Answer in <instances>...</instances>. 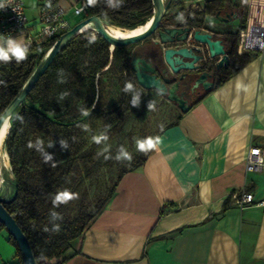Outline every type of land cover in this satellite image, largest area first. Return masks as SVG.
I'll return each instance as SVG.
<instances>
[{
  "label": "crops",
  "instance_id": "0c3cea01",
  "mask_svg": "<svg viewBox=\"0 0 264 264\" xmlns=\"http://www.w3.org/2000/svg\"><path fill=\"white\" fill-rule=\"evenodd\" d=\"M74 1L58 3L68 10ZM26 12L34 31L36 0ZM236 27L207 16L202 28ZM11 36L26 43L24 30ZM241 53L249 61L165 126L145 161L119 178L63 264H264V205L240 209L229 199L245 190L264 200L263 174L244 167L247 149L264 147V43ZM0 264H21L1 229Z\"/></svg>",
  "mask_w": 264,
  "mask_h": 264
},
{
  "label": "trees",
  "instance_id": "16d2710c",
  "mask_svg": "<svg viewBox=\"0 0 264 264\" xmlns=\"http://www.w3.org/2000/svg\"><path fill=\"white\" fill-rule=\"evenodd\" d=\"M84 1L87 4V0ZM87 7L89 15H97L108 24L121 28L142 25L152 15L151 0H123V4L115 10L107 7L105 0H98L95 6ZM225 7L231 10L242 8L243 15L237 31L224 36L230 64L220 83L250 59L249 54L237 52L239 32L246 25L247 2L242 4L241 0H205L201 7L188 8L184 16L185 25L200 28L207 16H215L217 11ZM181 9L184 10L183 7ZM94 37L95 41L90 43L91 38L80 39L76 36L61 48L10 117L12 127L6 138L5 149L17 195L12 202L4 204V207L28 238L37 264H63V256L70 242L84 232L104 203L113 196L119 178L125 172L139 167L149 152L139 157L129 168L120 171L108 195L95 209L88 211L81 205L75 216H70L68 211L75 199L59 206L54 203L55 196L65 190L76 194L82 180L81 164L90 160V155L83 152L84 122L88 121L92 125L99 119H103L106 125L121 122L127 111L125 99L128 93L123 91L126 82H132L135 89L142 88L130 70L133 44L114 47L110 58L109 44L101 36ZM53 42L51 39L45 43L30 45L29 55L22 62H16L15 59L8 63L0 62V81L4 82L0 84V115ZM58 69H63L66 73L65 83L58 82ZM106 74L119 84V95L108 106L105 104L101 80H97ZM82 89L83 97L80 93ZM65 91L70 95L60 100L59 95ZM82 107L90 110L89 116L82 115ZM37 139L44 142L48 153L54 154L53 162L45 163L38 151L27 147L30 141L34 143ZM60 139L68 141L69 147L66 150H61L58 142ZM49 141L55 143L54 147H47ZM52 212L58 213L62 219L51 220ZM53 224L60 225L58 232L52 231ZM1 228L5 227L0 223ZM8 239L15 245L23 264L15 240L9 234Z\"/></svg>",
  "mask_w": 264,
  "mask_h": 264
},
{
  "label": "water",
  "instance_id": "95a60500",
  "mask_svg": "<svg viewBox=\"0 0 264 264\" xmlns=\"http://www.w3.org/2000/svg\"><path fill=\"white\" fill-rule=\"evenodd\" d=\"M171 0H151L152 3V15L149 18V24L147 27L136 34H132L127 37L119 38L111 35L106 31L97 15H89L79 23L72 26L69 30L61 34L51 45L45 55L42 57L39 64L36 66L30 77L18 91L16 96L6 106L0 116H8L14 113V111L23 103L29 92L32 90L36 82L49 67L57 53L74 37L78 36L82 31H79L89 21L95 22V29H84L85 31H95L97 36H101L108 44L110 49L116 46H125L129 44L138 43L155 32H157L160 26L162 17L169 7ZM215 17L219 21L227 22L236 17L235 13L217 11ZM157 43L169 44L173 42H186L192 40L198 46L190 45H176L165 46L159 53L160 58L163 60L172 73H177L180 70H191L196 68V62L201 58L199 52L202 50L201 46L205 47L208 56L210 58L220 57V60L227 62V55L224 48V44L221 38H214L213 34L204 31L203 28H192L190 26L185 27H166L158 31ZM132 70L137 81V84L146 89H156L161 94H166L167 99L176 103L182 113L187 112L191 105L187 101L176 93V86L174 84L170 88L165 85L166 79L161 80L155 74V68L150 62L141 58L134 53L131 59ZM205 90H210V85L204 82ZM6 122V121H5ZM4 185V184H3ZM3 185H0V223L5 227L7 233L15 240L17 248L21 254L23 264H37L30 242L19 225L16 223L12 215L4 207V204L12 202L17 195L16 184L12 181L9 183L11 191H3Z\"/></svg>",
  "mask_w": 264,
  "mask_h": 264
},
{
  "label": "rangeland",
  "instance_id": "374dc122",
  "mask_svg": "<svg viewBox=\"0 0 264 264\" xmlns=\"http://www.w3.org/2000/svg\"><path fill=\"white\" fill-rule=\"evenodd\" d=\"M68 1L71 3V0ZM204 1L205 0H171L164 15L165 18L161 20V22L167 21L172 23L170 26L178 27L184 23V16L188 8L194 9L201 7ZM234 1L238 2V0ZM241 2L243 4L247 2V0H241ZM182 7L184 10L181 9ZM68 18L70 26L72 27L85 17L82 14L74 15L71 12ZM91 32L84 31L79 34L78 37L80 39H85L91 36V34L96 35L95 31ZM113 49L109 47L110 58ZM139 49V47H135V50ZM139 52L147 59L151 58L150 51H146L145 54H143L141 50H139ZM97 78L96 75L95 79ZM97 80H101V86L104 89L103 95L105 104L108 106L118 97L119 84L114 78L107 74ZM136 91L142 93L141 103L139 107H132L129 103L131 95L128 94L125 99L127 111L121 122L108 125L104 123L103 119L97 120L94 125L88 121L84 122L82 127L84 142L83 152L90 155V160H87L85 164H81L82 180L76 190L77 198H75L70 205L68 211L70 216H75L81 205H84L88 211L95 209L108 195L120 171L129 168L139 157L144 156L150 151L151 148H148L146 151H139L137 141L147 138H152L154 141L158 133L165 126L172 123L179 115V111L175 108L173 103L160 95L155 89L137 88ZM83 92L82 89L80 91L81 97L84 96ZM148 101L154 103V110L147 108ZM85 125L88 130H85ZM102 132H106L108 135L106 145H98L92 139L93 135ZM105 146L108 147L109 151L101 154ZM121 146L132 154V160L130 162L117 161L114 158ZM106 155L111 158L105 159ZM13 178L14 177H9L6 173L4 174V184H8L6 191H11L9 183H12ZM1 232L6 234L7 230L1 228Z\"/></svg>",
  "mask_w": 264,
  "mask_h": 264
},
{
  "label": "built area",
  "instance_id": "2783aa9c",
  "mask_svg": "<svg viewBox=\"0 0 264 264\" xmlns=\"http://www.w3.org/2000/svg\"><path fill=\"white\" fill-rule=\"evenodd\" d=\"M37 1V17L36 30L31 31L29 18L26 12V0H7L6 8L0 10V35H13L18 31H26V43L29 45H38L45 43L51 39L54 41L64 32L71 28L66 18L68 11L74 15H83L85 18L89 16L88 7L84 0H75L68 10L64 9L58 0H36ZM249 7V0H247ZM248 17V9H247ZM247 19L245 28L239 32L238 51H254L262 50V48H247L243 39L247 31ZM257 32L263 38L264 43V23L259 27ZM83 33V32H82ZM92 33V32H91ZM81 34V33H80ZM92 35L88 38H92ZM244 167L246 172L263 174L264 179V147L250 146L244 156ZM229 199L240 209H244L249 205L262 206L264 200L255 201L252 192L241 190L230 193Z\"/></svg>",
  "mask_w": 264,
  "mask_h": 264
},
{
  "label": "flooded vegetation",
  "instance_id": "af4514ba",
  "mask_svg": "<svg viewBox=\"0 0 264 264\" xmlns=\"http://www.w3.org/2000/svg\"><path fill=\"white\" fill-rule=\"evenodd\" d=\"M224 12H233L236 14V17L231 20H236L237 27L233 31L229 32H219V33H212L214 38H221L224 44V48L227 55V62L225 60L221 61L220 57H214L210 58L208 56V53L205 49V47L201 46V51L199 54L201 55V58L196 62V68L191 70H180L177 73H172L169 69V67L164 64L163 60L160 58L159 53L161 52L162 48L165 46H176V45H190V46H198L199 44L194 43L192 40H190L188 43L186 42H173L169 44H161L157 43L158 40V31L165 29L166 27H174L170 26L172 23L164 21L160 23V26L157 29V32L149 36L148 38L138 42L134 43L131 51H130V70L134 73L132 70V63L131 59L134 53L139 55L141 58H144L146 61L150 62L151 65L155 68V74L156 76L163 82L165 79V85L167 88H170L174 84H177L176 86V93L179 96H182L189 105H194L198 101H200L210 90H212L220 81L224 78L226 75V70L228 69V66L230 64V57L227 53L226 44L224 42V36L227 33H235L239 27L240 21L242 19L243 15V9H229L225 7L220 11L221 14ZM165 15V14H164ZM216 20H218L215 16ZM165 17H162V20ZM229 20V21H231ZM219 21V20H218ZM185 23L181 24L178 27H185ZM177 27V26H175ZM203 27V26H202ZM200 27V28H202ZM194 28V27H192ZM211 33V32H210ZM135 47H139L143 54H145L146 51H150L151 58L147 59L144 55H141V52L139 50H135ZM237 52L238 47H237ZM204 82L207 83V85H210V90H205ZM156 90V89H155ZM160 95L164 96L167 99L166 94H161L158 90H156ZM168 100V99H167ZM170 101V100H169ZM172 102V101H170ZM175 108L179 111V114L182 113L181 110L178 108L177 104L172 102Z\"/></svg>",
  "mask_w": 264,
  "mask_h": 264
},
{
  "label": "clouds",
  "instance_id": "9594fccd",
  "mask_svg": "<svg viewBox=\"0 0 264 264\" xmlns=\"http://www.w3.org/2000/svg\"><path fill=\"white\" fill-rule=\"evenodd\" d=\"M97 2L98 0H87V6H95ZM6 3H7V0H0V10L6 8ZM105 3L107 7L115 10V9H118L123 4V0H105ZM94 41H95V37L93 36L90 40V43ZM29 51H30V45L28 43H25L23 40L17 37H13L11 35H7L6 38L4 35H0V62L8 63V62H11L13 59H15L16 62H22L27 59L29 55ZM57 73H58V76L60 77L58 82L65 83L66 73L64 72V70L58 69ZM2 83L4 82L0 81V84ZM123 91L131 95V99L129 101L130 105L132 107H139L141 103L142 93L136 91L134 84L132 82H126ZM68 95H70L69 92L67 91L62 92L59 95V99L63 100ZM147 108L154 110L155 108L154 103L152 101H148ZM80 111L82 115L85 117L90 115V110L87 107H82ZM17 119L22 120L23 118L17 117ZM5 121H6V126H5ZM11 127H12V119L6 115L0 116V132H2L4 136H6L7 133L11 130ZM84 127H85V130H88L86 125ZM92 139L98 145L100 144L106 145V142L108 141V135L106 134V132H102L100 134L93 135ZM58 142L60 144L62 151L66 150L69 147L68 141L65 139H60ZM54 144L55 143L49 141L47 144V147L52 148L54 147ZM137 146H138L139 151H146L148 148L155 147V142L153 141L152 138L140 139L137 141ZM27 147L38 151L42 155L45 163L54 161V154H50L46 151L44 142L42 140L37 139L34 143L30 141ZM108 151H109L108 147L105 146L101 154L107 153ZM108 158H111V157L106 155L105 159H108ZM114 158L117 161H129L130 162L132 160V154L128 152L126 148L121 146L118 149V152ZM0 184H2V181H0ZM75 198H77L76 194L70 193L67 190H65L64 192H61L55 196L54 203L57 206H59L60 204L67 203L69 200L75 199ZM60 219H62V217L58 213L56 212L51 213V220H60ZM59 230H60V225L53 224L52 231L58 232ZM45 231H47V229H45Z\"/></svg>",
  "mask_w": 264,
  "mask_h": 264
},
{
  "label": "bare ground",
  "instance_id": "6f19581e",
  "mask_svg": "<svg viewBox=\"0 0 264 264\" xmlns=\"http://www.w3.org/2000/svg\"><path fill=\"white\" fill-rule=\"evenodd\" d=\"M247 31L244 34V43L247 48H262L263 41L260 34L257 32L259 27L263 26L264 23V0H249V7H248V17H247ZM102 25L106 29L108 33L114 35L119 38L127 37L132 34H136L138 32L143 31L147 25L149 24V19L142 25H138L134 28H121L118 26H114L108 24L106 21H101ZM95 22L89 21L83 27L80 28L79 31H85L84 29H92L95 28ZM81 32V33H82ZM6 126V122H5ZM8 133L6 136L0 132V181L4 184V174L6 173L9 177H13V173L11 171L9 158L5 149V142ZM8 188V184L3 185V191Z\"/></svg>",
  "mask_w": 264,
  "mask_h": 264
}]
</instances>
